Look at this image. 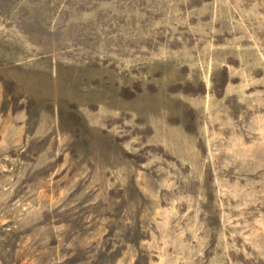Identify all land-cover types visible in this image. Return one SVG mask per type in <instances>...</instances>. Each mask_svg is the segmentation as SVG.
<instances>
[{"label":"rangeland","instance_id":"rangeland-1","mask_svg":"<svg viewBox=\"0 0 264 264\" xmlns=\"http://www.w3.org/2000/svg\"><path fill=\"white\" fill-rule=\"evenodd\" d=\"M0 264H264V0H0Z\"/></svg>","mask_w":264,"mask_h":264}]
</instances>
